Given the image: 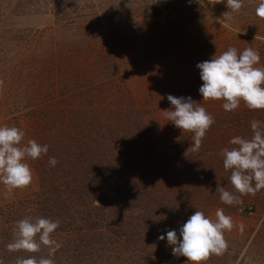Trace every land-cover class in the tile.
<instances>
[{"label": "trees", "instance_id": "16d2710c", "mask_svg": "<svg viewBox=\"0 0 264 264\" xmlns=\"http://www.w3.org/2000/svg\"><path fill=\"white\" fill-rule=\"evenodd\" d=\"M77 1L78 7L59 5L51 12L45 2L39 11L32 2L0 0V125L24 130V144L35 139L49 148L42 158L27 161L38 178L36 192L17 198L19 189L0 193V260L15 264L17 257L48 255L47 248L29 254L6 247L17 221L42 216L60 222L52 234L62 244L55 264H169L148 253L151 171L165 178L173 214L188 205L180 195L194 184L210 186L220 202L217 184L234 191L221 149L234 147L229 141L239 133L250 138V122L264 121V110L244 105L226 112L223 102H205L201 106L215 123L198 152L188 151L190 132L163 141L146 101L126 88L120 66L121 54L131 57L149 38L146 23L124 25L100 6L89 20L86 0ZM185 3L169 5L171 14L186 5L188 11L200 9L194 0ZM148 9L149 15L139 17H161L156 8ZM38 17L53 23H14ZM259 53L264 65V51ZM239 117L244 124L238 122L234 132L214 129L219 118ZM49 157L58 161L55 167Z\"/></svg>", "mask_w": 264, "mask_h": 264}, {"label": "rangeland", "instance_id": "374dc122", "mask_svg": "<svg viewBox=\"0 0 264 264\" xmlns=\"http://www.w3.org/2000/svg\"><path fill=\"white\" fill-rule=\"evenodd\" d=\"M24 1L39 5L37 8L39 11H42L41 6H44V2L51 12L59 5L78 7L77 0ZM177 1L187 4L189 0L85 1L88 8L85 15L89 16V20L93 16L94 8L100 6L107 12L117 14L116 17L124 25L146 23L145 30L149 38L140 41V51L137 52L139 49H136L131 57L122 58L121 54L120 66L126 88L139 100L146 101L163 141L183 133L165 118L164 110L173 107L167 99L169 94L175 97L190 96L200 104L205 103L198 91L203 81L200 79L197 63L210 60L215 54L219 55L226 51L228 47H235L238 52L247 47L259 52L264 51V20L258 19L254 13L257 0H244L243 10L228 21L223 20L222 15L228 11L226 3L194 0L200 5L199 10L191 7L193 10L188 11L191 5H186L184 9L182 7L179 15H172L173 10H170L169 5ZM148 8H156L161 17L158 19L139 17L147 12L149 15L151 9ZM14 23L26 27H32L34 24L48 27L53 22L52 18L38 17ZM216 102L219 104L223 101ZM239 108H244L243 102ZM223 122L228 125L225 126ZM238 122H242L243 125L244 117L228 118L226 121L219 118L214 129L223 127L228 128V132H234L231 129L236 128ZM37 180L33 172L32 184L26 189H19L15 197L36 192L39 187ZM147 186L149 189L147 223L150 237L148 253L152 259L160 256L159 262L185 264L186 258L173 256L172 247L167 244V240L161 241L158 237L170 229H175L179 237L180 226L196 210L203 211L215 219L216 209L222 207L225 213L233 218L235 226L231 232L225 233L229 244L227 251L220 256L212 255L206 264H264V189L254 197L251 195L241 197L242 203L236 206H229L215 202L214 191L210 186L208 188L194 184L187 193L180 195L179 200H187L188 205L173 214L165 178L159 179L152 170ZM3 188L4 185L0 184V193L3 192ZM12 198L13 195L9 199ZM248 208H253V214L247 213ZM240 225H243V230Z\"/></svg>", "mask_w": 264, "mask_h": 264}, {"label": "clouds", "instance_id": "9594fccd", "mask_svg": "<svg viewBox=\"0 0 264 264\" xmlns=\"http://www.w3.org/2000/svg\"><path fill=\"white\" fill-rule=\"evenodd\" d=\"M226 3L228 11L223 20H232L244 7V0H215ZM255 16L264 20V0H257ZM200 79L199 94L204 102L223 101L222 108L233 112L241 102L249 110H264V65L258 50L247 47L238 52L228 47L210 60L197 63ZM173 106L164 110L167 121L182 132H190L192 144L188 151L196 153L202 147L206 133L215 123L214 117L201 106L200 102L189 97L167 96ZM250 138L234 136L229 144L234 147L221 149L225 171L231 170L229 181L234 191L226 190L217 184L216 192L222 204L236 206L242 203L241 197L255 196L264 189V121L253 119L250 122ZM25 131L15 125H0V184L7 191L26 189L33 182V170L29 160H37L48 153V145H41L35 139L23 143ZM48 163L55 167V157H49ZM234 221L224 208H217L215 219L203 211L196 210L179 228V237L175 229L166 231L158 237L167 240L172 247V255L185 257V264H206L212 255L220 256L227 251L229 244L226 232L234 228ZM60 227L58 220L39 217H25L15 223L13 239L6 245L9 252L35 254L42 248L48 249L47 256L35 255L17 257L15 264H55L54 255L62 247L52 237ZM243 230V225H240ZM0 264H4L0 260Z\"/></svg>", "mask_w": 264, "mask_h": 264}, {"label": "built area", "instance_id": "2783aa9c", "mask_svg": "<svg viewBox=\"0 0 264 264\" xmlns=\"http://www.w3.org/2000/svg\"><path fill=\"white\" fill-rule=\"evenodd\" d=\"M247 213L250 214V215L253 214V208H248L247 209Z\"/></svg>", "mask_w": 264, "mask_h": 264}]
</instances>
